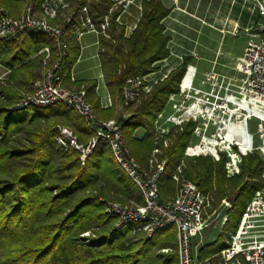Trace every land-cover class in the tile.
<instances>
[{
    "label": "trees",
    "instance_id": "trees-1",
    "mask_svg": "<svg viewBox=\"0 0 264 264\" xmlns=\"http://www.w3.org/2000/svg\"><path fill=\"white\" fill-rule=\"evenodd\" d=\"M28 1L0 0V5L17 18ZM42 1L36 0L39 5ZM84 5L90 7L99 24L97 18L107 14L113 2L70 0L65 15ZM122 11L120 6L112 14L106 32L108 37L101 35L99 39V55L112 98L111 107H101L96 93L97 81L83 82L78 87H85L96 114L103 121L118 116L123 89L131 77L156 72L154 65L170 55V38L164 34L162 24L170 10L161 0L142 2V16L130 38H126L124 27L116 23ZM3 44L0 64L10 69L12 75L8 82L0 83V264H173L177 257V252L173 254V249L177 250L173 241L158 246L155 236L148 239L144 234L134 235L130 229L113 230L114 222L105 214L102 200L142 203V198L138 188L117 166L109 146L101 142L82 166L79 152H65L56 144L59 125L80 120L87 129L73 109L64 106L27 109L5 117L6 107L21 98L20 90L31 93L33 81L40 78L41 57H33L43 48H50V66L57 60V52L53 40L47 36L43 41L24 46L19 40ZM75 60L74 53L73 57L68 55L61 70L64 66L70 68ZM188 63L185 59L140 103L125 109L130 117L120 121L123 136L132 155L144 167L149 164L155 148V120L166 107L170 95L179 92ZM139 130L145 132L141 139L136 136ZM193 130V124H186L176 133L170 149L164 150L162 158L167 157L168 164L160 181L162 201L176 192L171 177L184 158ZM77 133L87 142L84 131ZM242 155V173L233 178L227 177L226 158L222 156L217 160L193 158L185 165L184 177L196 183L204 193L211 194L214 207L224 199H230L233 205L224 234L214 244L201 249L202 261H213L221 254L226 248L224 242L228 233L237 232L247 205L264 190L261 155L257 152ZM86 233L91 236L83 237ZM164 249H171L172 254L162 253Z\"/></svg>",
    "mask_w": 264,
    "mask_h": 264
},
{
    "label": "built area",
    "instance_id": "built-area-1",
    "mask_svg": "<svg viewBox=\"0 0 264 264\" xmlns=\"http://www.w3.org/2000/svg\"><path fill=\"white\" fill-rule=\"evenodd\" d=\"M135 1L142 3L144 0H112L109 12L97 18L99 24L88 5L65 15L70 0H43L38 7L36 0H29L18 19L0 5V43L20 40L26 33L42 34L53 40L57 52V60L50 66L51 49L47 47L40 52L46 66L42 78L33 82L31 93H22L16 103L6 107L4 115L7 118L23 110L55 106L73 109L91 133V138L86 143L81 142L72 129L60 127L56 144L65 152H79L81 164L85 166L99 144L106 143L117 166L138 188L142 198V203L102 200L105 214L114 222L113 230L130 229L134 235L144 234L152 239L160 230L174 227L179 264H212L210 259L200 260V252L208 242L210 231L224 229L228 215L223 211L232 210V203L224 199L214 207L213 196L184 177L183 160L171 177L178 186L175 197L162 201L160 181L168 164V158L162 156L168 148V136L164 138L156 133L152 158L145 169L127 146L122 124L117 118L100 120L84 87L69 89L65 86L66 76L61 72V66L69 53L70 35L77 39L86 34L108 37L106 32L112 14L120 6L124 11ZM245 1L257 8L262 21L256 33L251 35L244 54L236 60L239 78L227 79L211 70L205 81L197 83V69L189 66L181 78L179 92L171 94L168 99L170 113L161 112L157 119V122L163 119L180 129L186 124L194 125L193 132L199 134L200 139L187 148L186 156L207 157L193 154L192 149L213 140V154L208 157L214 160L220 156L226 158L228 178L241 175L243 153H253L258 148L264 163V0ZM61 18L62 23H59ZM192 67L194 76L187 84ZM150 76H134L126 82L117 117L127 120L125 109L150 94L158 84ZM1 99L5 101L4 97ZM252 119L258 123L255 132L250 130ZM257 135L260 136L258 146L255 143ZM168 139L171 141L170 137ZM90 236V233L83 235L85 238ZM225 245L221 252L224 264H264V190L247 205L237 232L229 235Z\"/></svg>",
    "mask_w": 264,
    "mask_h": 264
},
{
    "label": "crops",
    "instance_id": "crops-1",
    "mask_svg": "<svg viewBox=\"0 0 264 264\" xmlns=\"http://www.w3.org/2000/svg\"><path fill=\"white\" fill-rule=\"evenodd\" d=\"M161 2L166 9L170 10V14L162 23L165 29L164 34L170 38L168 45L170 55L154 65L156 72L150 76L153 81H164L171 72L183 64L185 59L189 60V66L197 69V83L204 81L211 70L227 79L239 78L235 59L244 54L249 40L242 35L244 32L249 36L255 34L258 24L262 21L253 4L245 0H161ZM141 16L142 3L133 2L118 17L116 23L124 27L126 38L132 36ZM100 36L86 34L83 38L77 39L74 35H70L68 55L73 57L74 53L76 60L70 68L62 67L61 72L66 76L65 86L69 89H79V84L83 82L97 81L96 93L101 107L108 109L112 105V98L106 85L99 55ZM40 52L33 59L43 56ZM194 67L191 73L195 72ZM11 75L12 71L0 64V83L8 82ZM20 91L24 93L23 90ZM72 114L76 115L74 111ZM69 125L73 127L74 132L76 131L81 142L84 141L77 133L78 131H84L85 134L82 135L84 139H88L87 142L89 141L91 133L80 120L71 121ZM144 135L143 130L136 133L139 139ZM144 168L147 169L148 165ZM227 200L232 203L230 199ZM229 211L223 212L228 215ZM223 234L224 230L218 229V236L208 241L206 246L217 242ZM230 234L234 233L229 232L228 235ZM173 245L177 246L176 231L173 236ZM164 250H168V253L172 252L171 249ZM176 252L173 249V254ZM173 264H179L178 255L173 259Z\"/></svg>",
    "mask_w": 264,
    "mask_h": 264
},
{
    "label": "rangeland",
    "instance_id": "rangeland-1",
    "mask_svg": "<svg viewBox=\"0 0 264 264\" xmlns=\"http://www.w3.org/2000/svg\"><path fill=\"white\" fill-rule=\"evenodd\" d=\"M135 2H139V1H135ZM36 5H37V7L39 6V4H37L36 3ZM25 6H26V4H25ZM25 6H23V8H22V10H21V14H22V12H23V10H24V8H25ZM21 14H20V16H21ZM20 16H18L17 17V19L20 17ZM246 32H244V34L242 35V36H246V37H248V39L250 40L251 39V36H249V35H246L245 34ZM237 35H239L238 33H237ZM245 38V37H244ZM46 39V35H42V34H34V33H26V34H24L22 37H21V39L19 40V43H21V46L23 45H29V44H32V43H34V42H37V41H43V40H45ZM247 39V38H246ZM262 39H264V36L262 37ZM249 40H248V42H249ZM0 46H4V44L2 43ZM41 57V61H40V72H41V75H40V77H42L43 76V74H44V72H45V70H46V66H45V64H44V61H43V59H44V56H40ZM43 57V58H42ZM242 57V56H241ZM238 58H240V57H238ZM238 58H236L235 59V62H236V60L238 59ZM189 67V65L187 66V68ZM237 67H238V64H237V62H236V71H237ZM187 68H186V70H187ZM186 72V71H185ZM237 73H238V71H237ZM239 74V73H238ZM205 81V80H204ZM159 83V82H158ZM145 97V96H144ZM143 97V98H144ZM170 104L168 103V104H166V107L164 108V110L163 111H161V112H164V111H166V112H164L165 114H169L170 113V106H169ZM136 107V106H135ZM160 112V113H161ZM159 113V114H160ZM125 116L126 117H130V115L129 114H125ZM159 116V115H158ZM158 116H157V119H158ZM125 117V118H126ZM117 118V120L120 122V121H124V120H126V119H124V118H120V117H116ZM157 119L155 120V123H154V127H155V133H157V134H159V136L161 135V136H163L164 138H166V136H168V137H172V140L170 141L169 139H168V137H167V141H168V148H166L165 150H169L170 149V147H171V145H172V142H174L175 141V137H176V133H178V131H181L182 129H180V127H177V126H174V125H172V124H169V123H165L164 121H163V119H159V122H157ZM250 130L252 131V132H255L256 131V129H257V126H258V123L254 120V119H252V120H250ZM60 127H70V129H72L73 130V127L72 126H70V125H59L58 126V131H59V128ZM183 127H185V125L183 126ZM74 131V130H73ZM164 134V135H163ZM199 134H195L194 132H192V134H191V137H190V141H189V143H188V146L186 147V149H185V152H186V150H187V148L191 145V144H195V143H198V141H199ZM162 140V139H161ZM259 142H260V136L259 135H257V138H256V140H255V143H256V146H258L259 145ZM194 149V148H193ZM185 152H184V158H183V161H184V163H185V165H187L189 162H191L192 161V159L193 158H199V157H190V156H186V154H185ZM254 152H257V153H259L260 154V151L258 150V148L254 151ZM248 153V152H247ZM223 157V156H222ZM150 158H152V156H150ZM211 158V157H210ZM213 159V158H212ZM214 160V159H213ZM177 188H178V186L176 185V192H177ZM176 192H175V194L173 195V197H175V195H176ZM173 197H171V198H173ZM171 198H169V199H171ZM168 199V200H169ZM125 230H127V229H125ZM124 230V231H125ZM174 234H175V228L174 227H169V228H166V229H162V230H160L156 235H155V240H154V242L156 243V245H158V246H160V245H162V244H171V242L173 241V236H174ZM218 236V229H214V230H212V231H210V234H209V236H208V240L207 241H210V240H213V239H215L216 237ZM162 253H164V254H172L171 253V251L168 253V252H165L164 250H162L161 251ZM212 264H224V262H223V259H222V256H221V254L220 255H218L217 257H215L214 259H213V261H212Z\"/></svg>",
    "mask_w": 264,
    "mask_h": 264
},
{
    "label": "bare ground",
    "instance_id": "bare-ground-1",
    "mask_svg": "<svg viewBox=\"0 0 264 264\" xmlns=\"http://www.w3.org/2000/svg\"><path fill=\"white\" fill-rule=\"evenodd\" d=\"M194 76V72L189 74L188 78H187V84L191 82L192 78ZM215 142L212 141H208L205 143L204 146H198L197 148L192 149V153L198 156H212V152H213V144Z\"/></svg>",
    "mask_w": 264,
    "mask_h": 264
}]
</instances>
